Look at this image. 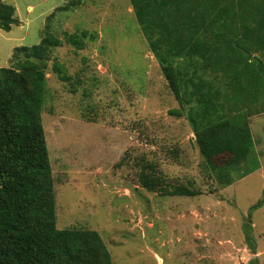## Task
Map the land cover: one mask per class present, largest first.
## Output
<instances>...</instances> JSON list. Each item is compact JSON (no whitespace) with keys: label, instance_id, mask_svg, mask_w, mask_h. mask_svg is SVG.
Here are the masks:
<instances>
[{"label":"rangeland","instance_id":"rangeland-1","mask_svg":"<svg viewBox=\"0 0 264 264\" xmlns=\"http://www.w3.org/2000/svg\"><path fill=\"white\" fill-rule=\"evenodd\" d=\"M1 1L15 7L18 23L0 29V67L12 65L16 46L39 42L52 12L55 36L89 35L81 49L55 47L46 69L42 119L56 226L97 231L112 264H249L252 258L264 264V201L250 209L264 199V112L250 116L253 146L244 167L230 185L218 187L186 117L169 112L178 103L130 0H79L68 9L70 0ZM53 59L63 64L67 81L52 70ZM141 156L156 164L165 183L201 192L162 195L142 188Z\"/></svg>","mask_w":264,"mask_h":264},{"label":"trees","instance_id":"trees-1","mask_svg":"<svg viewBox=\"0 0 264 264\" xmlns=\"http://www.w3.org/2000/svg\"><path fill=\"white\" fill-rule=\"evenodd\" d=\"M260 2L130 0L149 50L178 103L169 112L186 117L206 172L222 188L233 182V173L242 170L252 151L250 116L264 112ZM78 4L79 0H70L63 8ZM53 15L45 18L38 43L16 46L12 65L0 67V264H112L97 231L56 226L42 119L46 69L55 47L65 43L81 49L88 31L64 33L62 40L50 30ZM16 23L15 7L0 0V29L8 31ZM51 66L61 81L70 78L56 59ZM222 154L225 161L218 163ZM139 160L137 181L142 188L162 195L201 192L194 185L165 183L154 162L143 156ZM244 240L254 254L247 233ZM252 260L249 264H254Z\"/></svg>","mask_w":264,"mask_h":264},{"label":"crops","instance_id":"crops-1","mask_svg":"<svg viewBox=\"0 0 264 264\" xmlns=\"http://www.w3.org/2000/svg\"><path fill=\"white\" fill-rule=\"evenodd\" d=\"M245 2V1H244ZM248 4H249V1L247 2ZM260 3H262V4H260V5H262V6H264V0H261V2ZM185 4L187 5V2H185ZM250 4H252V3H250ZM189 5V4H188ZM132 8V7H131ZM189 8V7H188ZM134 13V12H133Z\"/></svg>","mask_w":264,"mask_h":264}]
</instances>
